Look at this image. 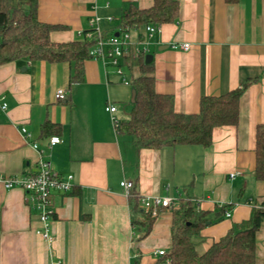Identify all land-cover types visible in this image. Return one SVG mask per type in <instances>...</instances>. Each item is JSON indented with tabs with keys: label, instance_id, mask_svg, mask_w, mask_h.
<instances>
[{
	"label": "crops",
	"instance_id": "crops-1",
	"mask_svg": "<svg viewBox=\"0 0 264 264\" xmlns=\"http://www.w3.org/2000/svg\"><path fill=\"white\" fill-rule=\"evenodd\" d=\"M178 2L177 20L161 23L153 37L148 38L146 26L130 28L132 54L148 42L145 53L153 55L156 90L173 94L179 112H196L201 96L248 82L238 123L215 127L208 147L137 149L112 119H128L130 112L117 105L123 90L114 84L123 79L108 60L87 59L80 82H70L68 62L22 57L1 64L0 176L35 172L39 154L32 143L45 148L56 134L63 141L50 149L53 167L64 178L72 176V187L52 193L54 240L49 242L36 231L38 211L26 203L25 190L5 188L0 180V264H168L170 208H163L144 234L133 223L123 179L132 180L141 196H169L172 205L191 198L207 211L199 253L249 219L254 208L264 207V180L255 177L256 128L264 121V0ZM132 3L145 8L153 0H39L38 17L64 25L52 31L56 41L81 38L79 31L90 28L93 16L98 17L95 28L111 35ZM184 42L191 44L188 50L173 46ZM162 45L168 47L159 49ZM61 88L66 98L59 100ZM109 103L116 105L114 113L106 110ZM46 121L52 125L43 129ZM20 123L27 124L31 139L22 135ZM256 240L255 264H263L264 219ZM160 249L166 253L159 254Z\"/></svg>",
	"mask_w": 264,
	"mask_h": 264
},
{
	"label": "trees",
	"instance_id": "trees-1",
	"mask_svg": "<svg viewBox=\"0 0 264 264\" xmlns=\"http://www.w3.org/2000/svg\"><path fill=\"white\" fill-rule=\"evenodd\" d=\"M38 1L0 0V65L22 57L68 62L72 69L70 82L82 81L85 62L93 57L91 49L97 42V35L53 40L52 31L64 25L40 20ZM179 9L178 0H153L145 8L132 3L121 16L118 33L150 23L176 21ZM146 55L141 52L134 59L130 46L124 53L123 65L134 71L131 84L136 90V101L129 118L115 124L118 133L133 138L137 149L177 144L208 147L212 144L215 127L238 123L240 96L248 82L219 95L201 96L196 112H179L175 109L173 94L156 90L154 61L147 62ZM50 125L52 123L46 121L43 129ZM255 153V177L264 180V121L256 128ZM141 197L135 189L129 196L133 204V223L148 234L156 216L142 208ZM167 208L172 213L171 245L166 253L168 264H255L256 232L264 219V207L254 208L249 219L230 229L203 253L198 252L197 241L201 229L209 222L207 211L199 208L191 198L184 197L178 205Z\"/></svg>",
	"mask_w": 264,
	"mask_h": 264
},
{
	"label": "built area",
	"instance_id": "built-area-1",
	"mask_svg": "<svg viewBox=\"0 0 264 264\" xmlns=\"http://www.w3.org/2000/svg\"><path fill=\"white\" fill-rule=\"evenodd\" d=\"M98 17L93 16L90 22L91 30L84 32L79 31V36L81 38H92L97 35V42L91 49V54L93 57L108 60V64L115 67L116 72L120 75L124 74V65L122 64L124 53H126L129 47V33L128 31H123L118 35H104L100 32L98 28H95L94 24ZM161 24H147L146 31L148 38L155 35L156 32L160 31ZM148 44V42H144ZM144 45L143 48H136L133 54L134 58H137L141 52L147 51V46ZM174 47H181L184 50H188L191 47L189 42L174 44ZM123 81L126 82L125 77ZM56 97L59 100L66 98L65 89L61 88L57 91ZM6 104H4L5 106ZM116 105L109 103L106 105V110L114 113L116 111ZM114 124L117 123L115 116L112 117ZM19 129L22 135L26 139H31V132L26 123H20ZM63 141V138L59 135H50L47 139V145L42 148L37 142H33V147L38 151V167L33 173L24 176H0V180L3 182L5 188L21 187L25 190V201L32 207L37 209L39 222L41 226L36 229L37 233L40 234L45 240L52 242L54 240V235L51 232V222L54 215L52 193L54 190L59 189L61 191H69L72 187V176L62 177L53 167V162L51 158V147ZM236 173H231V177H234ZM124 193L130 196L134 188V182L132 180L123 179L120 182ZM141 206L146 212H151L153 216L159 214V212L165 208L170 207L173 203V199L169 196L161 195H149L142 196L140 199ZM226 216H230L229 211H225ZM159 254L166 253L165 250H157ZM169 259L167 262L169 263Z\"/></svg>",
	"mask_w": 264,
	"mask_h": 264
},
{
	"label": "rangeland",
	"instance_id": "rangeland-1",
	"mask_svg": "<svg viewBox=\"0 0 264 264\" xmlns=\"http://www.w3.org/2000/svg\"><path fill=\"white\" fill-rule=\"evenodd\" d=\"M110 66H112V65H110ZM112 67H114V66H112ZM133 72H134L133 70L130 71L128 68H124L125 74L121 75L120 77L122 79H123V77H125L126 82H124L120 79L119 82L114 84V85H117L121 90H123V96L121 99H118L117 105L126 114L131 111V108L133 106V102L131 101V92H132L131 81H132V78L134 75Z\"/></svg>",
	"mask_w": 264,
	"mask_h": 264
},
{
	"label": "water",
	"instance_id": "water-1",
	"mask_svg": "<svg viewBox=\"0 0 264 264\" xmlns=\"http://www.w3.org/2000/svg\"><path fill=\"white\" fill-rule=\"evenodd\" d=\"M118 34H119L118 32L115 33V35H118ZM166 47H168V45H162L159 49H164V48H166ZM152 59H153V55H152L151 53H149V54L146 55V61H147V62L152 61ZM131 101H132L133 103L136 101V90H135V88H132V92H131Z\"/></svg>",
	"mask_w": 264,
	"mask_h": 264
}]
</instances>
